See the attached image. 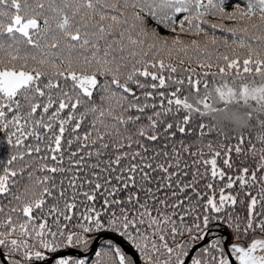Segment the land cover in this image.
I'll list each match as a JSON object with an SVG mask.
<instances>
[{"label":"snow or ice","instance_id":"6c2138e0","mask_svg":"<svg viewBox=\"0 0 264 264\" xmlns=\"http://www.w3.org/2000/svg\"><path fill=\"white\" fill-rule=\"evenodd\" d=\"M0 264H264V0H0Z\"/></svg>","mask_w":264,"mask_h":264},{"label":"trees","instance_id":"16d2710c","mask_svg":"<svg viewBox=\"0 0 264 264\" xmlns=\"http://www.w3.org/2000/svg\"><path fill=\"white\" fill-rule=\"evenodd\" d=\"M163 31V30H162Z\"/></svg>","mask_w":264,"mask_h":264}]
</instances>
